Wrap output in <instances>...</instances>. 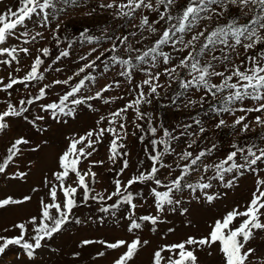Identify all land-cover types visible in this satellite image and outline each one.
Returning <instances> with one entry per match:
<instances>
[{
	"label": "snow or ice",
	"instance_id": "1",
	"mask_svg": "<svg viewBox=\"0 0 264 264\" xmlns=\"http://www.w3.org/2000/svg\"><path fill=\"white\" fill-rule=\"evenodd\" d=\"M81 4L86 6L87 0H18L15 10L8 7L0 12V65L11 69L6 76H0V92L5 93L0 101L3 104L0 138L7 136L18 123L29 133L9 139L5 154L0 156V174L9 180L26 182L36 161H30L28 171H10V166L23 157L25 149L38 153L55 148V140L45 136L51 125L41 122L50 119L63 126L69 119H76L83 106L97 112L92 101L102 100L109 105L117 99L123 100L121 95H104L114 86L120 88L121 83L128 85L125 94L131 99L107 116H99L95 126L83 134L65 136L56 152V168L50 169V174L42 176L40 181L46 191L38 199L36 214L11 225L17 234H0V257L14 247L20 249L17 259L23 254L34 261L37 250L57 251L48 242L67 231L70 224L103 225L111 216L115 223L127 221L124 230L131 236L111 241L83 238L78 247L100 245L105 250L97 251L96 258L104 257L106 250H113L116 255L112 264H136L140 252L151 244L143 237L145 230L157 232L160 225L169 223L172 214L190 217L197 206H211L224 200L230 191L240 187L242 180L251 178L253 187L243 203L234 204L214 218L206 234H189L153 248L149 264H201L198 252L207 257L215 253V264H264V251L253 246L255 239L264 235V133L257 138L247 135L257 127L264 129V0H183L182 3L181 0H107L98 7L111 10L112 19L123 23L111 35L107 34V28L103 29V36L80 33L81 42L98 47L79 56L85 63L73 75L42 83L45 72L61 71L53 69L52 64L70 56L68 49L74 41L59 50L47 67L43 66L45 58L52 55L51 49L37 48L24 75H15L22 70L21 54L33 55L25 45H34L38 38L45 39L43 31H33L29 25L50 30L59 48L63 42L57 35L60 24L52 27V20L60 19V14L67 10L65 5ZM95 10L94 7L86 14L90 16ZM145 40L151 46L144 47ZM103 43H109V47L101 50ZM121 49L123 54L118 55ZM93 53L97 54L93 57ZM116 65L120 69L117 75L123 81L116 79L93 92L89 85L95 84L97 77L89 69L95 71L102 66L100 75H103ZM174 84L176 88L169 102L176 104L177 110L196 106L203 109L208 104L213 113L211 118L216 120L210 126L212 133L198 118L199 113L190 123H178L170 130L158 115L154 117L141 110L142 105L159 103L161 93L168 96V89ZM17 85L23 86L26 95L13 102ZM55 86L67 88L49 102L46 97ZM33 88L37 89L35 94ZM197 93L198 97L192 98ZM33 105L38 107L37 114L30 111ZM129 110L136 120L147 123L145 127L133 121V127L142 133L138 139L143 142L146 136L152 138L144 149L150 164L145 168L143 161H139L136 172L125 180L119 177L130 167L125 143ZM225 115L232 118L231 123ZM225 127L244 139L233 140L221 158L216 155L220 152L219 144L210 141L209 136ZM35 136L44 138L32 144ZM106 136L109 137L107 159L112 165L119 162L120 167L109 169L116 172L112 190L97 191L98 174L93 168L102 166L104 161L90 158ZM182 137L185 143L180 148ZM135 185L143 187L137 191ZM39 192L40 188L33 187L19 197L5 195L0 198V211L22 208L32 202L33 193ZM148 197H151V211L137 215V201H143L139 205L143 207ZM92 203L98 205V215L84 219L75 215L74 209L81 205L90 207ZM121 206H126L123 213ZM186 223L191 225L192 221L187 219ZM2 231L7 233L10 229ZM175 232L174 226L167 229V233ZM72 255L79 257L80 252Z\"/></svg>",
	"mask_w": 264,
	"mask_h": 264
},
{
	"label": "rangeland",
	"instance_id": "2",
	"mask_svg": "<svg viewBox=\"0 0 264 264\" xmlns=\"http://www.w3.org/2000/svg\"><path fill=\"white\" fill-rule=\"evenodd\" d=\"M107 0H87V5L81 4L79 7L65 5L67 9L60 14V19L52 20V27H55L57 23L60 24L59 35L62 43L59 44V48L56 46V41L53 39V33L50 30H44L40 28H34L31 24L29 25L33 31H43L45 39H37V42L34 45H25L31 48L33 55L32 56H23L21 54V71L15 73V75L22 76L28 70V66L32 63L33 56L36 54V49L40 47H49L52 51V55L45 58V65L47 67L49 64H52V61L55 59V56L58 54L59 50H63L67 47L69 41H74L72 48L68 49L70 51V56L62 59L56 64H52V68H60L61 71H49L45 72V80L42 83H50L53 79H65L68 76L73 75V73L83 64L85 61H80L78 58L81 55H86L92 47H98L95 44H89L87 42H81L80 33L86 32L88 35L92 36H103V29H108V35L112 34L114 28L123 21H114L111 17V10H105L98 7V4L105 3ZM183 0H181V3ZM18 6V0H0V12L5 11L8 7L15 8ZM61 5L58 3V7ZM95 7V11L92 15H87L86 13ZM223 22V21H221ZM67 37V40H65ZM151 40L154 41L155 37H151ZM14 43V41H10ZM144 47L151 46L149 40H145ZM105 47H109V43H103L101 50ZM97 53H93V57ZM123 54V49L121 53ZM110 55V54H109ZM93 57H89L92 59ZM241 57L240 59H242ZM103 59V58H102ZM239 62V60H237ZM100 63L99 61L97 62ZM13 67H16L14 64ZM43 70V68H42ZM119 65H116L111 68L110 71L100 75L102 71V66L96 68L95 71L89 69L93 75H96L97 82L95 84L89 85L92 88V91H96L107 83L113 82L116 79L123 81L122 77H118L117 73L119 71ZM11 69L6 68L4 65H0V76H6ZM59 75V77H58ZM83 75V74H81ZM80 77H77L79 79ZM139 79V77H137ZM163 80V78H162ZM128 85L121 83L120 88H113L110 92L104 93L106 97L108 96H124V99H117L115 102L105 105L102 100L92 101L94 108H97V112H93L83 106L79 111L76 119H69L68 123L63 126H57L55 122L50 119L41 122L50 124L51 128L49 133H46L45 136L51 137L52 140H55V148H46L42 152L32 153L25 149L24 155L21 158L10 166V171L12 169L28 171V165L30 161H36V164L32 165V170L29 172L26 182H21L17 180L6 179L4 175L0 174V198L5 195H13L19 197L22 193L30 192L31 188L38 187L40 188L39 193H33V200L29 204L25 205L22 208H13L8 211H0V234L4 235H15L17 234L16 230L11 229V225L14 222H19L21 218H27L30 215H34L37 212L38 199L40 196L44 195L46 189H44L40 183L42 176L50 174V169L56 168L55 156L57 150L62 146L65 136L71 135L73 133L83 134L86 130L95 126V121L99 116H107L110 111L115 110L116 108L123 106L126 100L131 99V97L125 94ZM67 86H55L50 91L46 97L47 101H52L56 99L57 94H63ZM176 88V85H173L172 89H168V96H165L164 93H161V99L159 103L156 101L151 105H142L141 110L148 113H152L154 117L158 115L163 122L165 127H168L170 130L172 127H175L176 124L187 122L190 123L193 116L199 113L198 118L202 119L205 122V126L209 127L210 133L213 132L211 125L216 123L215 119H212L213 113L209 108L208 104L204 105V108L201 109L199 106L193 107L191 109H176V104L169 102V96L173 95V89ZM33 94H35V88L32 89ZM5 93L0 92V101H2ZM26 93L23 90L22 85H17L16 90L13 91L12 100L15 102L17 99L25 96ZM199 93H197L192 98H197ZM176 103H179L177 101ZM3 104L0 103V107ZM30 111L33 114H37L38 107L36 105L32 106ZM39 114L47 116V113L40 112ZM92 117V118H91ZM128 135L125 143L127 144V149L129 151V164L130 167L124 173L123 177L120 179H127L130 175L134 174L137 169V164L139 161H143V167L147 168L150 164V161L145 155V145L148 143V140L152 137L146 136L144 141L141 142L138 137L142 135L139 129L133 127V121L135 123H142L147 127L146 121L136 120L132 110H129L128 114ZM94 118V119H93ZM225 119L231 123L232 118L228 115L224 116ZM93 123H92V122ZM53 122V123H52ZM70 123V126H69ZM91 123V124H90ZM77 124V125H76ZM77 126V127H76ZM103 126V125H102ZM53 127V128H52ZM67 127V128H65ZM195 127V126H194ZM62 128V129H61ZM65 128V129H64ZM70 128V129H69ZM72 128V129H71ZM68 130V131H67ZM71 130V132H69ZM64 132V133H63ZM28 136L29 133L27 128L21 124H16L9 130L7 136L0 138V156H3L6 152V147L9 146V139L12 137H17L20 134ZM135 133V134H133ZM264 133V129L256 128L255 132L248 133V137L257 138L260 134ZM63 134V135H62ZM64 136V137H63ZM44 137L35 136L32 140V144L39 143L40 139ZM210 141H215L220 146V152L216 155L223 157V154L229 150V145L233 140H241L244 137H237L232 134V130L228 127H225L220 130H214V134L209 136ZM257 142H259L257 140ZM185 138H181L179 147H184ZM109 137L104 138L102 144L97 145V151L94 153L92 160H103L104 164L102 166H96L93 168V171L97 172L98 183L95 185L97 191H102L104 188H107L109 191L112 190L113 178L116 177L115 171H109L110 168L119 169L120 163L112 165L107 157L108 152ZM179 151V148L177 149ZM18 164V168H17ZM87 164V162H85ZM143 186L135 185L134 189L139 191ZM253 187V181L251 178L242 180L241 185L238 189L230 191L229 196L222 201L215 202L214 205H204L203 207L197 206L195 211L190 217H181L179 214H172L169 216V223L163 224L158 227L157 232L151 233L147 230L144 231L143 237L151 241L150 246L144 248L137 260L136 264H149L150 255L152 249L158 247L164 243L176 242L183 239L189 234L193 235H204L209 230V225L211 224L214 218H219L220 214L229 210L236 203H243L250 195V189ZM147 193V188L143 189ZM108 203H112L109 201ZM137 215L146 214L151 211L149 205L151 204V197H148V203H145L143 207L139 205L143 201H137ZM195 204V201H193ZM98 205L92 203L91 206L81 205L80 207L74 209L76 216H79L81 219H84L88 216L95 217L98 215L96 212ZM126 211V206H121L120 212L123 213ZM119 215V213H118ZM190 219L192 221L191 225L186 223V220ZM181 221H185L182 223ZM127 223L125 220H121L120 223H115L111 216L108 217L107 221L103 225H98L95 223L88 225H73L68 226V230L58 234L52 241H49L48 244L51 248H56V252H52L49 248H42L37 250V255L34 261L29 260L23 254L20 259H17L16 254L20 252L18 248H10L3 257H0V264H112V260L116 255V252L113 250H106V255L104 257L96 258L97 251L105 250L100 245H90L87 247H78L79 241L83 238H93V239H106L114 240L117 238H123L125 236H131V234L126 233L124 230V225ZM175 227V233H167L169 227ZM4 228H9L10 231L4 233L2 230ZM258 250L264 251V235L255 239L254 245ZM79 251L80 256L74 257L73 252ZM122 251V250H120ZM200 257L201 264H215V253L212 257H207L204 253H197Z\"/></svg>",
	"mask_w": 264,
	"mask_h": 264
},
{
	"label": "bare ground",
	"instance_id": "3",
	"mask_svg": "<svg viewBox=\"0 0 264 264\" xmlns=\"http://www.w3.org/2000/svg\"><path fill=\"white\" fill-rule=\"evenodd\" d=\"M58 77H59V75H58ZM33 91V90H32ZM3 93V92H2ZM4 94V93H3ZM2 97H3V95H1ZM92 118V117H91ZM94 119V118H93ZM92 122V121H91ZM53 123V122H52ZM93 123V122H92ZM46 124V123H45ZM91 124V123H90ZM77 125V124H76ZM58 126V125H57ZM60 126V125H59ZM67 126V125H66ZM69 126H70V123H69ZM63 127H64V125H63ZM77 127V126H76ZM53 128V127H52ZM65 128H67V127H65ZM64 128V129H65ZM62 129V128H61ZM70 129V128H69ZM72 129V128H71ZM68 131V130H67ZM69 132H71V130L69 131ZM64 133V132H63ZM63 135V134H62ZM64 137V136H63Z\"/></svg>",
	"mask_w": 264,
	"mask_h": 264
}]
</instances>
